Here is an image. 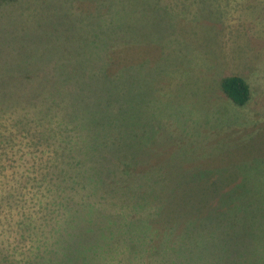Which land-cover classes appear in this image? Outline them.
Returning <instances> with one entry per match:
<instances>
[{"label": "rangeland", "instance_id": "374dc122", "mask_svg": "<svg viewBox=\"0 0 264 264\" xmlns=\"http://www.w3.org/2000/svg\"><path fill=\"white\" fill-rule=\"evenodd\" d=\"M41 240L264 264V0H0V264Z\"/></svg>", "mask_w": 264, "mask_h": 264}, {"label": "trees", "instance_id": "16d2710c", "mask_svg": "<svg viewBox=\"0 0 264 264\" xmlns=\"http://www.w3.org/2000/svg\"><path fill=\"white\" fill-rule=\"evenodd\" d=\"M221 88H222L223 92L227 95V97L235 105H237L239 107H243V106L247 105L251 99L250 85L243 77H240V76L226 77L221 81ZM73 92L74 91L71 90V93H73ZM82 191H84V190L82 189ZM85 193H87V192H85ZM62 195L64 196L63 199H65L67 201L68 200L72 201L75 199V196H72L69 193L64 192L63 190H62ZM70 196H71V198H69ZM52 205L54 207L56 205V202L52 201ZM52 209L53 208H51V211H52ZM25 239H32V237L24 238V240ZM14 245H16V246H14ZM14 245L11 246V244L9 243V246H11L14 250H16L17 243H15ZM45 245H46L45 249L47 248L49 252H50L51 248L55 247V243H47L46 242L44 244L42 240H41V242L38 241V244L32 247L33 254L27 256L24 260V263H26V264H52V261H53L52 259H50L52 261H49V263L45 262L46 257H45L44 252H43L45 250V249H43V247ZM77 248L80 249L79 246L78 247L76 246V248H73L75 251L70 250L65 255V257L71 258L73 260L72 263L78 264L79 261H82V262H86L88 264H99L98 262H103V261L96 262V258H95V261L88 262L91 259V256L87 253H83L82 251L78 250ZM78 253L81 255L78 256ZM0 262H1V260H0ZM20 263H23V260ZM11 264H16V263H11ZM205 264H219V263H217L216 261H212L210 258V259H207V261H205Z\"/></svg>", "mask_w": 264, "mask_h": 264}]
</instances>
